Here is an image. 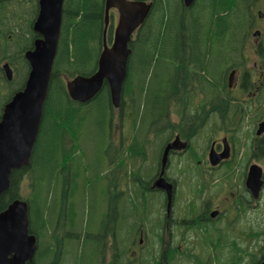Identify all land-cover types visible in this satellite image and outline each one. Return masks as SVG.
Wrapping results in <instances>:
<instances>
[{
  "label": "trees",
  "instance_id": "trees-1",
  "mask_svg": "<svg viewBox=\"0 0 264 264\" xmlns=\"http://www.w3.org/2000/svg\"><path fill=\"white\" fill-rule=\"evenodd\" d=\"M39 1L33 3L35 15L27 24L23 19L29 15L26 7L32 0H0V117L4 105L24 88L28 78L30 67L25 53L33 48L37 38L33 25L39 13ZM142 1L151 2L153 7L145 24L131 41L132 53L119 109L113 107L106 83L89 103L81 104L69 97L66 89L68 79L78 75L91 76L97 71L103 48L105 0L64 1L58 53L31 165L13 171L10 189L0 199V210L6 209L16 199L28 202L30 232L39 237L42 245L43 233L35 226L45 231L50 219L47 205L39 199L38 188L33 182L38 166L35 156L41 153L42 159L48 160L47 163L42 161L38 176L49 174L51 187L50 179L58 178L59 166L66 165L71 153L78 150V140L67 143V139L68 136L78 137L76 124L81 122L85 106L97 103L109 114L110 136L116 112L119 126L132 128L133 141L129 151L133 160L143 154L141 145L145 140L140 137L152 133L158 136L153 129L164 127L162 121L170 120L171 111H179L181 116L180 123L172 126L173 131L188 137L187 129L193 127L194 130L196 122L189 113L206 109L235 111L244 107L242 101L231 95L228 75L232 69L247 65L244 51L250 38L248 13L252 0H196L191 8H185L183 0ZM112 28L110 23L109 43L113 39ZM18 34L22 40L15 39ZM29 35L31 44L26 46ZM6 63L14 71L11 82L7 81L2 69ZM145 124L146 131L145 128L142 130ZM140 125L141 132L137 130ZM162 133L165 139L170 136L166 131ZM118 151L121 154L123 147ZM106 169L102 171L105 173ZM25 177L29 180L31 193L23 198L21 184ZM57 259L53 258V261ZM45 262L39 248L35 264L49 263Z\"/></svg>",
  "mask_w": 264,
  "mask_h": 264
},
{
  "label": "flooded vegetation",
  "instance_id": "flooded-vegetation-1",
  "mask_svg": "<svg viewBox=\"0 0 264 264\" xmlns=\"http://www.w3.org/2000/svg\"><path fill=\"white\" fill-rule=\"evenodd\" d=\"M112 13L114 22L118 20V12ZM248 17L250 37L261 39L256 50L263 58L264 0H252ZM254 66L255 72L246 65L232 69L228 75L230 92L238 89L252 95L250 100H242L248 104L242 109L189 113L196 122L194 130L187 129L188 137L173 131L172 126L181 120L174 122L173 116H179V112L171 111V123L163 120L164 127L153 129L158 136L152 133L140 137L145 140L141 145L143 154L153 145V139L159 147L157 166L147 174L137 175L138 161L132 159L130 151V158L124 161L118 151L124 146L131 147L132 128H111L115 152L109 164L110 175L118 179L110 187V195L114 196L109 201L110 219L104 224L103 239L95 247L100 253L99 264H264V132L258 133L264 112L259 117L252 110L255 99L260 101L264 96V60ZM232 73L234 81L230 85ZM244 119H251L252 128L242 135L238 130ZM207 126L211 128L209 144L198 154L193 141ZM164 131L170 134L167 139ZM178 138L180 142L169 151L164 166L165 149ZM226 147L228 157L214 165V154L222 155ZM255 165L263 174V186L257 194L247 185L250 169ZM182 166L198 168L191 180L194 190L191 187L189 191L181 190V182L174 175L180 176ZM160 178L172 185L171 206L166 191L156 185ZM180 193L190 196L183 197ZM58 227L57 224L50 235L42 234L45 247L41 257L45 263L62 264V250L53 251L52 246V236ZM36 238L37 254L40 241Z\"/></svg>",
  "mask_w": 264,
  "mask_h": 264
},
{
  "label": "water",
  "instance_id": "water-1",
  "mask_svg": "<svg viewBox=\"0 0 264 264\" xmlns=\"http://www.w3.org/2000/svg\"><path fill=\"white\" fill-rule=\"evenodd\" d=\"M65 0H40L38 17L33 25L37 38L33 48L26 51L25 58L30 71L24 88L16 92L7 102L0 117V199L10 189L11 175L31 165L49 94L51 75L58 53ZM196 0H183L185 8H191ZM153 4L142 0H105V28L103 48L98 60L97 71L91 76L78 75L66 82L69 97L78 103L91 102L103 89L109 87L113 107L121 105L124 83L128 75L131 56L130 44L134 35L145 24ZM118 12V22L111 43L107 34L113 14ZM7 81L14 78L9 63L2 67ZM234 73L230 75V85ZM264 132V121L258 133ZM179 138L170 144L162 159L165 166L169 151L178 146ZM228 148L223 154H214L213 164L228 157ZM262 169L252 166L247 185L253 193H259L263 186ZM164 189L171 206L172 185L164 178L156 184ZM29 204L16 199L6 209L0 210V264H32L37 252V238L30 232Z\"/></svg>",
  "mask_w": 264,
  "mask_h": 264
},
{
  "label": "rangeland",
  "instance_id": "rangeland-1",
  "mask_svg": "<svg viewBox=\"0 0 264 264\" xmlns=\"http://www.w3.org/2000/svg\"><path fill=\"white\" fill-rule=\"evenodd\" d=\"M33 3H35V0H32V3L26 7L29 15L23 19V23L25 22L24 20H26L27 24H29L34 17L36 7ZM12 9L15 10V6H13ZM117 21L116 18L114 22H111L112 24L114 23L112 28L113 32ZM15 39L22 40L23 38L18 34V36H15ZM260 40L261 39L256 37H250L247 42V48H245L244 51L247 60L246 68L251 72H255V63L258 62L260 64L264 60V57L258 56L256 50V46ZM25 44L26 46L31 44L30 35ZM66 80L67 79H65V81ZM233 81L234 79H232L231 85ZM3 90H5V88H3ZM56 90L54 92H56ZM231 95L239 101L243 99L250 100L252 97L251 94L247 92L244 94L238 89H234ZM200 100L201 99H199L198 102H201ZM255 100L257 102L253 103L255 106H253L252 110H255L256 115L260 117L264 112V96L260 101L258 98ZM251 101H254V99H251ZM174 111L179 112L176 110ZM116 114L117 112L113 119V127L119 126V116ZM180 118V112L179 116L176 114L173 116L174 122H177ZM76 127L79 132L78 137L71 138L68 136L69 138L67 140L69 141L67 143L72 142L73 139H77L78 150L75 153H71V159L67 160L66 165L62 164L59 166L60 174L56 180H53V178L50 179L51 187L48 181L50 177L49 174H45L42 177L38 176L42 161L47 163L48 160H46V158L42 159L41 153L35 156V163L38 166L35 170L33 182L38 188L37 193H39V199L47 205L48 218L50 219V223L47 224V230L44 231L39 226H35V228H38V231L43 234L50 235L51 231L55 229V226L57 224L59 225L57 231L52 236V246L53 251L62 250L63 253L60 256V258H62V264H99L100 253L99 251L96 252L95 247L100 243L99 241L103 239L105 232L104 224L106 223L107 225V221L110 219H108L109 201L114 197L110 195V187L112 181L118 179V176L114 175V178L110 175L111 168L109 164L115 150L113 151V140L110 136L109 114L103 111L102 107L97 103L91 104L88 107L85 106L83 108V118L78 125L76 124ZM128 127L130 126L128 125ZM143 128H145L146 131L147 125L145 124L144 127L142 126V130ZM251 128V119H244L241 124V129L238 131L243 135L247 134V132L250 133L248 129ZM137 130L141 132V125L137 127ZM210 134L211 128L207 126L195 141H193L196 153L201 154L203 150L207 148ZM217 136L221 135L218 134ZM243 137L244 136H242V138ZM153 138L152 136V139ZM153 142V145L151 144L148 147L146 153L135 161H138V170L136 168L138 171L137 175L147 174L150 168L157 166L159 147H157L158 143L156 139H153ZM70 146L69 144L68 149ZM129 148L130 146L123 147L124 151L121 153L123 161L128 157L130 158L128 155ZM103 168H107L106 174L102 171ZM178 169L179 168H175L176 171ZM196 171H198L197 167L190 166L188 168L182 166L180 167V176L177 177L175 173L174 176L181 182L182 191H189L191 188L194 190V184H191V180ZM56 181L57 186L54 187ZM30 193L29 180L25 177L21 184V195L23 198H26ZM180 195L183 197L190 196V194L183 193H180ZM33 220H35V218ZM42 243L43 245L39 243L41 252L45 247L44 242ZM48 264L53 263L51 261Z\"/></svg>",
  "mask_w": 264,
  "mask_h": 264
}]
</instances>
